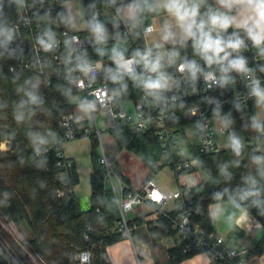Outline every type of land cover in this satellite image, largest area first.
<instances>
[{"label":"built area","instance_id":"2783aa9c","mask_svg":"<svg viewBox=\"0 0 264 264\" xmlns=\"http://www.w3.org/2000/svg\"><path fill=\"white\" fill-rule=\"evenodd\" d=\"M82 1L86 27L75 31L66 15V0H0V62L10 73L35 74L47 86L59 81L76 88L83 94L90 113L87 118H77L73 112L63 115L59 121L61 133L54 144L35 149L36 154L56 150L57 165L65 169L68 178L66 188L58 189V195L73 192L69 171L74 162L65 155L63 142L79 135L94 134L102 148L99 163L105 171V185L113 193L118 206L117 231L122 238L132 239V233L139 225L137 220L129 218L128 212L135 206L148 203L156 212L155 219L147 223L148 227L156 225L161 217L170 220L178 244H184V252H205L210 264H245L247 248L227 246L222 235L206 229L197 221L196 211L183 209L173 214L167 207L172 199L178 200L179 204L183 202L182 188L189 185L181 176L199 166L201 157L217 152L219 138L232 135L233 128L226 123L222 108L230 102L247 105L257 96L264 98L254 91L258 87L264 93V43L254 46L246 31L231 27L232 34L235 33L244 44L238 52H232L229 59L251 57L260 63L256 66L246 63L248 71L245 72L229 69L231 82L226 87L220 85L217 72L208 67L201 54L197 51L185 53L177 42L169 44L158 53L163 57L160 63L166 84L161 89L149 90L144 87V81L149 76L155 78L156 74L145 69L142 62L129 63L134 58L139 60L138 56L114 55L98 60L91 56L94 46L107 38L133 39L137 29L143 37L153 30L151 24L144 25L141 18L132 19L122 10L131 2L140 5L146 0ZM60 7L66 15L67 25L61 30L47 29L43 13ZM115 23H119L121 30L109 32L107 27ZM45 45L50 47L45 48ZM158 54L152 53L151 59L155 60ZM193 62L198 69L195 76L187 68L179 70L181 64ZM139 69L143 74L135 96L127 97L123 89L110 82L112 77L133 74ZM128 103L133 104V113L127 111L125 105ZM99 114L106 117L104 130L129 128L135 133H153L161 163L173 169L180 178L179 189L169 193L151 179L140 186L128 183L114 167L115 157L106 152L101 142ZM216 119L220 121L218 125ZM87 121H93L95 128L89 127ZM189 124L194 125L196 143L189 141ZM85 237L89 240L88 235ZM92 263L93 252L87 247L78 253L74 264Z\"/></svg>","mask_w":264,"mask_h":264},{"label":"trees","instance_id":"16d2710c","mask_svg":"<svg viewBox=\"0 0 264 264\" xmlns=\"http://www.w3.org/2000/svg\"><path fill=\"white\" fill-rule=\"evenodd\" d=\"M199 10L205 20L207 14L216 12L207 2ZM60 13L57 9L43 13L47 29L61 30L64 27ZM107 28L109 32L121 30L119 23ZM220 35L225 39L232 37V28ZM177 44L185 53L195 52L191 39ZM137 51L141 54L147 51L139 29L133 39L107 38L94 46L91 56L98 60L114 55H135ZM245 61L255 66L260 63L251 57L245 58ZM207 65L217 72L222 87L230 84L229 71L220 70L227 67L226 62L223 65ZM142 74L139 69L133 74L112 77L110 82L123 89L127 97L135 96ZM25 78L32 82L31 93H28L30 89ZM76 92V88L59 81L47 86L32 73L12 74L0 62V144L5 141L8 146L7 150H0V235L11 244L21 264H37L32 257L40 258L44 264H74L78 253L87 247L93 252L92 264H108L106 247L122 238L117 231L118 215L111 191L105 185L103 168L93 167L90 173L91 206L82 210L73 192L58 195V189L66 188L68 178L62 176L65 169L57 165L56 150L35 153L36 147L52 145L57 140L61 133L59 121L63 115L73 112L70 97ZM222 112L226 123L233 128L229 138L231 145L200 158V164L195 169L204 170L209 178L183 187V202L173 214L183 209L194 210L197 221L206 229L213 230L211 204L236 199L264 227V122L254 118L252 103L239 105L230 102L222 108ZM111 133L119 148L132 151L147 165L149 177L161 169L156 163L159 152L153 133H135L129 128L112 130ZM90 136L96 147L98 138L94 134ZM234 140L239 142L238 152L233 147ZM72 168L69 171L71 185L77 180ZM10 222L15 225L29 222L34 227V236L23 247L7 232L5 225ZM67 227L69 231L63 233ZM150 229L155 239L173 233L171 221L163 217L158 218L157 224ZM86 235L89 240H86ZM168 252L171 260L177 261L200 251L184 252V244H179ZM263 253L264 233L255 247L249 249L248 256H261ZM10 262L18 264L13 260Z\"/></svg>","mask_w":264,"mask_h":264},{"label":"crops","instance_id":"0c3cea01","mask_svg":"<svg viewBox=\"0 0 264 264\" xmlns=\"http://www.w3.org/2000/svg\"><path fill=\"white\" fill-rule=\"evenodd\" d=\"M159 1L160 0H158L157 3V0H146L145 3H142L140 5L138 4L135 5V7H133L134 9L133 14H127V16L131 17L132 19L136 17L141 18L142 23L144 25L151 24L153 26V30L146 33L145 35L153 34L156 33L157 31H164L166 25H168V29H170V31L174 34L173 38L170 39L169 41H165L162 38L160 41H155L152 45L147 46L146 44L148 50H151V53L153 54H158L162 52L165 49V47L169 44L183 41L180 38L181 30L177 26V22L175 18L171 16L163 7L158 6L160 3ZM196 2L200 4V7L206 2L210 3L212 7L215 8L216 12L217 11L223 12L231 17H234L232 28H241L244 31L245 29L243 27H238L237 25L242 24L249 16L255 15V13L246 4H234L231 10L229 11V9L222 7L217 2V0H196ZM147 8H149L148 11ZM150 9H152L151 12ZM151 14H155L156 18L160 20L161 18L167 19L169 20V23L165 25H161L157 23L156 24L144 23L143 18ZM249 26H251V21H249ZM157 45H160V47H157ZM252 107L254 111V118L258 121L264 122V98H262L261 96H257L255 100L252 102ZM119 149L120 151H122V153L128 151L130 153L129 158L139 166L144 165L146 169V173L142 176V178L136 179V177L134 176L133 169H131L129 166H126L123 160L119 161L116 170L120 172L124 177H126L131 185L140 186L147 180L150 179L153 180L152 177H149L150 176L149 168L140 159L138 155L125 148L123 149L119 148ZM108 154L114 156L110 153ZM114 157L116 159V156ZM156 163L160 165L161 168L164 166V164L161 163L160 153ZM197 170H201V169H195L193 171H197ZM208 178L209 175L207 174V172H205L204 176L199 177V180L191 185L204 182L208 180ZM111 194L113 196L112 201L114 203L118 215V206L112 192ZM171 201H175V206L170 208L167 207V208L168 210L174 211L179 206V202L178 200L175 199H172ZM226 201H227L226 204L222 205V207H224L225 213L223 214V218L219 220L215 218V215L213 214L211 208L212 206L211 204L210 217H211L212 228L216 233L224 237V242L227 246H233L238 249L247 248L249 251V249L255 247V245L259 241L263 233L258 238L256 243L252 245L253 240L257 239V237L260 235L261 230H263L264 227L262 223L249 210H247L238 200L230 199ZM231 201H235V202H231ZM217 203H221V202H217ZM227 203H234V204H227ZM146 205L152 206L151 204L148 203ZM232 207H233V212L231 210ZM150 213L146 214L145 212L142 211H138L137 213H134L133 218L131 219L140 220L141 223L138 222L139 225L133 231L132 239L121 238L120 240L111 243L106 247V252H105V256L107 258L106 263L108 264H210L209 256L205 252H199L184 259L172 261L168 250L172 247L179 245L176 236L174 232L170 234V235H174L175 240L173 243H169V244L164 243V239L170 235L161 236L155 239L152 234V230L150 229V227H148L147 223L154 220L156 215L151 216L149 215ZM9 224H13V222H10ZM259 257L260 256H248L245 264H257L256 262H254V260L256 258L258 259Z\"/></svg>","mask_w":264,"mask_h":264},{"label":"rangeland","instance_id":"374dc122","mask_svg":"<svg viewBox=\"0 0 264 264\" xmlns=\"http://www.w3.org/2000/svg\"><path fill=\"white\" fill-rule=\"evenodd\" d=\"M160 2V1H159ZM158 3V0H157ZM136 3L131 2L127 4L122 10L123 12L127 14H133V7H135ZM57 10H60L61 14V24L63 26L67 25L66 21V15L67 18L75 31L83 30L86 27V20H85V10H84V4L82 0H66L65 2V10L66 15L64 13V10L62 7L55 8ZM149 8H147L148 11ZM144 23H152V24H161L165 25L169 23V20L161 18H156L155 14H151L147 17L143 18ZM170 31V29H168ZM165 34L164 31H157L153 34L145 35L144 39L145 42L148 45H152L155 41H160L163 38V35ZM30 79L25 78V82H27V86L30 90H28V93H31L32 88V82H30ZM70 104L72 107V111L74 115L77 118H87L89 117L90 113L85 105V98L83 94L76 92L70 97ZM128 112L133 113L134 112V106L132 103H128L125 105ZM97 121L99 124L101 132V142L103 143L105 150L107 153H110L114 156H116V159L114 161V167L116 168L119 164L120 160H123L125 162L126 166H129L131 169H133L134 176L136 179L142 178V176L146 173V169L144 165H137L134 161H132L129 156L130 153L128 151H125L122 153L119 149V145L114 140L113 134L109 130H104V123L106 121V117L102 114H99L97 116ZM215 123L218 125L220 121L218 119L215 120ZM89 127L94 129L93 127V121H87L86 123ZM194 125L189 124L188 128L190 129L188 132V138L189 141L192 143H196L195 135H194ZM5 142V141H4ZM219 148L220 150L229 147L231 145V141L228 137L223 136L219 138L218 140ZM186 147V145L184 144ZM62 148L66 154L67 157H70L74 162V167L72 168L73 171L76 172L77 180L72 184V190L74 191V195L78 200L79 208L82 210H87L91 206V185H90V173L94 166L100 167L99 163V156L102 154V148L100 144V140H98V145L94 147V144L92 142V137L90 135H79L73 139H69L63 142ZM187 148V147H186ZM8 146L4 143L0 144V150H7ZM219 151V150H218ZM190 153L187 152V156H189ZM159 158V157H158ZM136 161V160H135ZM66 174H62V176H65ZM205 172L201 170L193 171L186 173L185 175L181 176V179L184 180V182L187 183V185L194 184L196 181L199 180V177L204 176ZM153 181L164 190L170 192H174L179 189V186L181 182L179 181V177L177 174L171 169L169 166H163L159 172H157L155 175L152 176ZM73 181V179H71ZM72 193V192H71ZM227 201H222L221 203H213L211 208L213 211V214L215 215V218L217 220L223 218V214L225 213L224 207H222L223 204H226ZM235 202V201H231ZM227 204H234V203H227ZM175 201H171L168 204V208L174 207ZM231 206V205H230ZM233 212V207L231 208ZM138 211H142L147 213H150L149 215L154 216L156 215V212L153 210V207L150 205H146V203L135 206L133 210L128 212L129 218H133L134 213H137ZM5 228L7 229V232L10 234L11 238L16 241L19 245L22 247L24 246L25 242L34 236L35 230L34 227L29 222H22L18 225L13 224H6ZM69 231V227L63 229V233ZM264 233V229L261 230L260 235L257 237V239L253 240L254 245L258 238L261 236V234ZM133 235V233H132ZM175 240L174 235H170L164 239V243H173ZM0 249L5 252L6 255H8L9 260H13L18 264L20 263L19 257L15 254L11 244L6 240V238L2 235H0ZM33 260L37 264H44L43 261L40 258L32 257ZM256 263H264V254L256 258L254 260Z\"/></svg>","mask_w":264,"mask_h":264},{"label":"clouds","instance_id":"9594fccd","mask_svg":"<svg viewBox=\"0 0 264 264\" xmlns=\"http://www.w3.org/2000/svg\"><path fill=\"white\" fill-rule=\"evenodd\" d=\"M217 2L229 11L234 4H246L254 13V16H249L242 24L237 25L243 27L247 32L249 39L253 41L254 46H260L264 43V0H217ZM163 7L177 22L180 31V38L183 41L192 40V46L195 51L202 55L203 59L209 64L223 65L227 61V67H221L222 72H227L229 69H235L238 72L248 71L246 62L243 58L229 59L232 52H238L244 41L241 40L235 33L232 37L225 39L220 35L221 32H227L228 28L233 27L234 17H231L223 12H215L207 14V19L201 18L200 4L196 0H160L159 5ZM251 21V26H249ZM99 31V28L97 29ZM215 33V35H214ZM174 34L168 30V25L165 26V34L163 40L169 41ZM43 43V42H42ZM50 45H45V48ZM160 47V45H157ZM151 50L141 54L139 51L135 53L140 59L135 58L129 63H143L145 69L151 73H155V78L149 76L144 81V87L149 90L161 89L166 84V77L161 71V55H157L155 60L151 59ZM176 55V54H174ZM122 58V57H121ZM187 68L195 76L198 70L195 63L181 64L180 71ZM128 71L132 69L129 67ZM211 76V74H209ZM257 95H264L259 88L254 89ZM235 150L239 149V142L233 141Z\"/></svg>","mask_w":264,"mask_h":264},{"label":"water","instance_id":"95a60500","mask_svg":"<svg viewBox=\"0 0 264 264\" xmlns=\"http://www.w3.org/2000/svg\"><path fill=\"white\" fill-rule=\"evenodd\" d=\"M0 264H11L10 260L5 256V254L1 249H0Z\"/></svg>","mask_w":264,"mask_h":264}]
</instances>
